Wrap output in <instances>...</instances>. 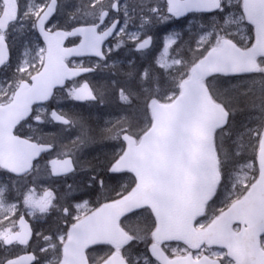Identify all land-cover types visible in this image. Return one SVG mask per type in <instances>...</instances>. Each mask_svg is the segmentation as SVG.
<instances>
[{"label": "snow or ice", "instance_id": "1", "mask_svg": "<svg viewBox=\"0 0 264 264\" xmlns=\"http://www.w3.org/2000/svg\"><path fill=\"white\" fill-rule=\"evenodd\" d=\"M0 264H264V0H0Z\"/></svg>", "mask_w": 264, "mask_h": 264}, {"label": "rangeland", "instance_id": "2", "mask_svg": "<svg viewBox=\"0 0 264 264\" xmlns=\"http://www.w3.org/2000/svg\"><path fill=\"white\" fill-rule=\"evenodd\" d=\"M157 42H159V36H157ZM126 57V56H125ZM144 58L142 60H145ZM108 80L103 85H107ZM66 110L78 111L83 113L90 120V128L94 135H96V142L85 147L82 151V155L87 160H93L95 158H103L105 154L111 151L110 142L105 141L99 137V131L102 130L106 122L119 112V101L115 95H109L105 103L102 106L93 107L92 105L84 108L77 109L74 105L66 106Z\"/></svg>", "mask_w": 264, "mask_h": 264}, {"label": "flooded vegetation", "instance_id": "3", "mask_svg": "<svg viewBox=\"0 0 264 264\" xmlns=\"http://www.w3.org/2000/svg\"><path fill=\"white\" fill-rule=\"evenodd\" d=\"M159 27H163V26H159ZM172 30H177V31H186L187 30V26H182L181 24H178V23H173L172 24V28L169 29V31H172ZM153 31L155 32L156 29H153ZM129 55H133V53L131 52H125L121 59H123L125 56H129ZM138 55V54H137ZM146 58V57H145ZM144 58H141L139 61H138V64L139 63H144V61L146 60H142ZM89 78L92 80L93 83H96V84H100V85H103L106 80H108L107 78V75L106 74H102L101 76H94V74H89ZM76 108H79V107H82L81 105H74ZM85 106V105H84ZM43 227V226H42Z\"/></svg>", "mask_w": 264, "mask_h": 264}]
</instances>
